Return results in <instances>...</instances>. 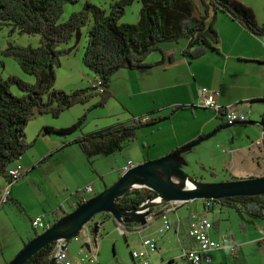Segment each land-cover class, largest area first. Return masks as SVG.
Returning a JSON list of instances; mask_svg holds the SVG:
<instances>
[{
	"label": "crops",
	"instance_id": "crops-1",
	"mask_svg": "<svg viewBox=\"0 0 264 264\" xmlns=\"http://www.w3.org/2000/svg\"><path fill=\"white\" fill-rule=\"evenodd\" d=\"M203 1L206 4L209 3V0ZM240 1L252 7L258 21L264 24V0ZM215 27L220 35V43L217 46L219 51L211 50L200 58L192 59L183 54L188 46V39L167 42L163 45L164 51L156 50L149 54L147 62L155 65L119 70L118 77L122 84L116 88L112 87L114 91L112 99L117 101L120 109L99 113L100 120L107 118L108 121L105 122H112L110 125H113L118 122L131 123L135 118L147 120L158 115H169L158 124L140 128H148V130L140 132L141 144L137 147L140 157L135 158V161L130 159L134 164L160 159L182 149L178 158H182L181 167L183 169L190 166L194 171L197 168L206 169L205 164L207 163L204 159L211 158H199L198 156H202L206 147L210 145L201 146L198 155L189 152L191 149H197L196 145V147H186L200 137H206L216 131L215 140L219 142V145H223L221 150H224L225 147L231 148V150H224L229 152L226 153L227 158L224 162L228 174L224 176V179H221L222 181L264 176V147L253 144L264 132V35L255 34L246 24L233 19L224 12L218 14ZM70 54L66 56H70ZM81 69L83 75L87 76L90 82L98 77L86 66H81ZM201 87L216 90L218 92L216 100L220 106L231 107L238 113H248L250 124H240L244 125L243 128H231L225 131L222 128L228 123L225 112L197 106ZM56 119L51 114H44L37 116L29 123L26 132L28 140L33 142V146L19 160L12 163V165L22 164L26 173L13 185L10 201L0 209V219L12 211L14 207L12 202L22 204L25 199L34 197L37 200L45 197L46 199L44 198L42 202L48 204V207L42 208L40 211L33 210L30 215L32 221L38 216L46 215H54V221H56L70 213L69 208L75 209V203L86 186L92 185L93 193L97 195L117 182L109 183V173L102 171L97 165L96 161L98 160L96 159L99 158L93 159L92 163L95 165L92 171L93 175L89 177V182L84 187H78V190L75 191L67 178L63 180L65 172L71 167L89 170L88 165L91 162L88 158H64L59 155L66 149V143L70 141L69 136L63 137L56 133L44 132V128L47 126L55 128L69 126ZM106 124L109 123L98 122L96 128L110 126ZM224 138L225 141L231 138V142L225 144ZM239 150L241 157L239 155V158H229V155L237 154ZM249 159L253 161L252 165L254 163L257 165L256 168L250 167ZM212 166L208 168L216 170ZM54 170L60 172L64 188L62 190L58 188L56 191L52 189L51 193L47 195L44 185H49L51 173ZM194 171L186 172L193 176ZM234 172L240 175H232ZM202 180L213 181L211 179ZM5 182L4 179L0 180V185L4 186ZM54 187L56 188L55 184ZM28 189L31 191L33 189V195H28ZM187 204L189 203H179L175 205V208L171 204L172 209L165 210L166 212L162 215L157 214L163 211V208H157L156 214L146 227H142L140 223L136 222L123 224L125 232L135 237L133 241H131L132 237L127 238L129 245L133 246L131 254L134 251L145 250V239L154 238L158 249L150 253V264H162L166 260H171V258L165 259L163 249L167 233L157 236L159 229L165 225L166 220H169L175 227L176 235L179 238L181 252L176 256L179 257L185 249L195 245L188 234L189 219L195 212L204 213L213 222L211 236L214 240L223 242L225 238H228L236 244V251L229 247L211 251L212 262L203 264H250L253 254L251 249L257 248L264 252L262 244L264 217L255 218L248 214H240L234 208L214 202L209 208H206L203 200L202 209L191 210L184 217H179L175 221L167 216L169 212L178 213L179 209H183ZM217 209H220V214L217 213ZM108 219L113 218L108 217ZM185 219L187 221L184 224ZM155 221H161V224L152 231L151 228ZM107 225V222L103 223L100 237L105 229L106 235ZM116 226L118 230L122 229L118 224ZM96 237V235H92L93 240ZM100 237L102 248L103 242ZM21 242V248H24L29 241L22 239ZM67 250L71 256L80 259L73 250ZM4 264H7V261ZM184 264L189 263L184 262Z\"/></svg>",
	"mask_w": 264,
	"mask_h": 264
},
{
	"label": "trees",
	"instance_id": "trees-1",
	"mask_svg": "<svg viewBox=\"0 0 264 264\" xmlns=\"http://www.w3.org/2000/svg\"><path fill=\"white\" fill-rule=\"evenodd\" d=\"M79 1L0 0V26H12L11 33L17 31L41 36L39 46L11 43L3 50L4 55L17 58L22 69L34 75L36 81L30 83L16 75L5 78L0 72V177H5L8 167L33 146L26 129L37 116L51 114L58 118L64 111L77 104H86L96 95L101 99L88 111L105 106L114 97L111 84L115 73L123 68L155 65L148 63L147 58L153 51H164L166 42L188 39L183 54L192 59L211 50L219 51L220 35L215 27L219 13H227L246 24L255 34L264 35V24L258 21L254 9L240 0H209L208 4L203 0H138L142 9L137 23H120L126 7L136 0H113L110 13L89 1L84 9L73 12L66 21L60 22L64 3ZM90 18L92 25L88 30L83 63L103 80L105 91L100 93L93 87L71 91L58 89L56 69L61 66L63 56L72 53L79 42L72 48H63L62 45L70 43L75 35L80 37ZM13 86L24 94H15ZM86 117L87 114L68 127L47 126L44 132L68 135L82 128ZM168 117L158 115L147 120L135 118L131 123L118 122L79 135L69 143H78L92 163L95 156L122 150L126 142L135 139L138 129L158 124ZM156 195L157 192L149 188L136 189L120 199L121 206L130 210ZM213 202L234 208L240 214L264 217V195L228 197ZM105 214L113 218L110 213ZM54 246L55 243L44 247L25 264H50Z\"/></svg>",
	"mask_w": 264,
	"mask_h": 264
},
{
	"label": "rangeland",
	"instance_id": "rangeland-1",
	"mask_svg": "<svg viewBox=\"0 0 264 264\" xmlns=\"http://www.w3.org/2000/svg\"><path fill=\"white\" fill-rule=\"evenodd\" d=\"M89 1L99 6H102L103 8L107 10L108 13H110L112 10L113 0H81L77 3L65 2L64 3V14L60 22L66 21L73 12L81 11L82 9H84L85 4ZM141 9H142V3L136 0L133 4L126 7V12L121 17L120 23L139 22L140 17H141ZM91 25H92V19L90 18V20L88 21V24L82 28V34L80 37H77V35H75L73 40L70 43H66L62 45L63 48L64 47L72 48L75 46L77 42H79L77 47L72 50V53L70 54V56H63L61 66H59L56 69L57 70L56 88L64 89L66 91H71L76 88L91 87V82L89 81V78L83 75L82 69H81V66L83 67L85 66L83 63V55H84L85 48L88 43V30L91 27ZM11 29H12V26H9V25L0 26V46H1L0 48V72L5 78L9 77L10 75H16L30 83H35L36 77L34 75L26 73L20 66L17 58L13 56L4 55L3 50L7 48L8 45L11 43L16 44V45H23V46H28V45L39 46L41 43V36L39 34H20L17 31L14 33H11ZM184 40L186 39L185 38L181 39V41H184ZM119 72L120 71L116 72L115 75L113 76L111 87L116 88L122 84L121 80L118 77ZM12 91L17 95L24 94V92L20 90L17 86H13ZM100 99H101V96L96 95L95 97L91 99L90 102L86 104H77L73 106L72 109H68L64 111L60 115V117H58L56 120L62 121L63 123H67L69 126L74 125L75 123H78L81 117L86 114H87V117L85 121L83 122L82 128L68 135H60V136H63V137L69 136L70 138L69 142H71L74 140L73 137H77L82 134L93 132L95 129H97L96 124L98 122L109 123L106 125H110V123L112 122H105V121H108L107 118H104L103 120H100L98 118V116L100 115L99 113L112 112L118 108L120 109V106L117 103V101L112 99L108 102V105L106 104L105 106L95 107V108H92L90 111H88L91 108V106L94 105L96 102H99ZM109 121H112V120H109ZM243 126L244 125H240V124H236L231 127L225 125L224 130L226 131L227 129H231V128H241V127L243 128ZM142 130H148V128L137 130L135 139L126 142L123 145L122 150L116 151L110 155H98V156L93 157V159L99 158V159H96L98 160L96 161L98 167L102 171L109 173V180H110L109 183L110 184L120 179L121 177L120 175L123 174L122 169L124 170L123 167L129 164L130 159H133L135 161V158L140 157V155H138L137 153V147L139 144H141L140 132ZM137 136H138V139H136ZM216 136L217 135L208 138V135H207V138H205L201 143L196 145L197 147L195 146L197 149H191L189 151L190 153L198 155L199 154L198 150L201 148V146L205 147L207 145H210L206 147L205 152H203L202 156H198L199 158H211V159H204L205 163H207L205 164V166L207 167L206 169L197 168L196 171H194L191 166L184 167L186 169V170L184 169L185 171H189L191 173L194 171L195 174L193 175V177L199 180L200 182H204V183L219 182V181H222L221 179H224V176L228 174L227 166L224 165V162H225V158H227L226 153H229V152H225V151L226 149L231 150V148L225 147L224 148L225 151L221 150V147H223V145L222 146L219 145V142L215 140ZM224 141H225V138L223 139V142ZM69 142L66 143V146H65L66 149H64V151H62L59 154L61 157L88 158L78 143L76 142L69 143ZM230 142H231V138L225 141L224 143L228 144ZM238 146H239V143H238ZM239 155L241 157L240 150L238 151L237 154H232V156L229 155V158H239ZM248 161L250 163V167L252 166L254 168L257 167L255 163L254 165H252L253 163L252 160L249 159ZM211 165H213L212 167L215 168L216 170H211L210 168H208ZM93 168H95L94 163H90L88 165L89 170H86L83 168L71 167V169L65 172L63 176V180H66L67 178L72 189L77 191L78 187L82 188L89 182V177L93 175L92 174ZM232 175L235 176V175H240V174H237V172H234ZM118 176L119 178H116ZM261 177H264V176H261ZM2 179L3 178H0V180ZM202 179H208V180L211 179L213 181H206ZM50 180L51 182H49V185L47 186L44 185L45 189L47 190V195L51 193L52 189L56 191V189L58 188H60L61 190L64 188V186L62 185L63 181L61 179V175L58 170L52 171ZM177 180L179 183L184 184V181L182 179H177ZM54 184L56 188L54 187ZM33 192H34L33 189L32 191L31 189H28L29 196L33 195ZM93 195L94 193L89 194L88 197L92 198L96 196V194L94 196ZM44 198L45 197L38 198L37 200L34 197L30 199H25V202H22V204L12 202L11 204H14L12 211L3 215V217L0 219V264H4L5 261H7V264H8L14 257H16L19 254V252L23 249L21 248L22 239L24 241L30 242L33 238H35L37 234H41L44 232L43 230L37 229L33 226V221L30 216L33 210L40 211L42 208L48 207V204L42 202ZM188 203L189 204L185 205L183 209H179L180 211H178V213L172 214L169 212L167 216H169L170 219L175 221L179 217H184V215L188 214L189 211L191 210L197 211L198 209H202V199H198L196 201H189ZM69 210L72 212L73 211L72 207L69 208ZM232 212H235V211L232 210ZM217 213L220 214V209H217ZM43 217L47 221H50L53 224L55 223L54 215H51V216L46 215ZM186 221L187 219H185L184 224L186 223ZM105 222H107L108 225L106 227L107 228L106 235H105V232H106V229H105L104 233L100 237L101 241L103 242L102 248L100 249L101 253H99L98 255V261H100V264H143L139 260L135 262L131 254L133 250V246H130L127 241V238L130 239V237H132L131 241H133L135 237L130 236L129 233L124 232L122 229L118 230L115 224V221L113 219L107 218ZM160 224H161V221H155L151 228L152 231L158 228ZM172 227H173V224H172ZM175 230H176L175 227H173L171 230H168L167 232H165L167 233L166 244L163 247L164 252H165V259H168V258L174 259L181 252L179 238H178V235H176ZM165 233L159 232L157 236L164 235ZM29 242H27V244ZM84 242H85L84 237H80V239H73L69 243L68 249L70 251L73 250L74 253H77L81 259H88V252L83 247ZM251 250L253 254L251 255L252 263L250 264H264L263 250L260 251L257 248L256 249L253 248ZM95 264H98V263H95ZM180 264H184V263L180 262Z\"/></svg>",
	"mask_w": 264,
	"mask_h": 264
},
{
	"label": "water",
	"instance_id": "water-1",
	"mask_svg": "<svg viewBox=\"0 0 264 264\" xmlns=\"http://www.w3.org/2000/svg\"><path fill=\"white\" fill-rule=\"evenodd\" d=\"M236 124L248 125L250 122H238L233 125ZM227 126H231V124H227ZM216 133L215 131L209 134L208 138L214 136ZM205 138L207 136L200 137L186 148L201 143ZM181 150L160 159L135 164L129 170L123 172L115 184L90 198L74 211L63 216L48 230L35 236L8 264H25L44 247L60 239H65L69 244L78 236L84 226L101 213H110L116 224L124 229L123 224L125 223L136 222L142 225L146 224L149 221L148 217L151 216L153 208L160 206L161 202L156 201L157 198H161V201L182 204L198 199L219 200L228 197L264 195V177L202 182L204 184L202 188H186L185 183L189 178L194 177L181 167L182 158H178ZM138 177H141V181L144 184L134 186V180ZM177 179H182L184 184L179 183ZM140 188L154 190L157 192V195L147 199L133 209L122 208L120 199L129 192ZM145 204H148L147 208H144ZM162 214L163 212H160L157 215ZM103 223L104 221L95 223L93 229L94 235L98 236L100 234ZM86 245L87 247L89 246L88 244ZM55 262L56 259L52 258L50 264H55Z\"/></svg>",
	"mask_w": 264,
	"mask_h": 264
},
{
	"label": "built area",
	"instance_id": "built-area-1",
	"mask_svg": "<svg viewBox=\"0 0 264 264\" xmlns=\"http://www.w3.org/2000/svg\"><path fill=\"white\" fill-rule=\"evenodd\" d=\"M91 87L95 88L97 92L103 93L105 91V87L103 84V80L100 77H97L94 81L91 82ZM217 91L210 89L208 87H201L199 89V101L197 106L202 108L214 109L217 112L222 111L227 114L228 123L233 125L238 122L248 121V113H238L233 110L231 107H222L218 104L216 100ZM256 146L264 147V132L262 135L253 142ZM135 164L129 162L128 165L124 167L123 172L129 170ZM26 173V170L22 164L11 165L8 167L6 176H2L6 182L4 186L0 185V208L4 206L6 203L10 201L12 187L13 185L21 179V177ZM94 192V188L92 185H88L85 187L84 191L80 195V198L75 203V208L80 206L81 204L87 202L89 200L88 195ZM205 207L209 208L213 200L204 199ZM160 206L157 208H163L165 210L170 211L171 204L174 206L177 203H170L167 201L160 200ZM173 208V209H174ZM156 209V208H155ZM160 213V212H159ZM104 214V213H103ZM155 211L148 217V220L153 219L155 215ZM106 218L93 219L90 223H88L77 237L74 239H80V237H84L85 242L83 247L88 252V259H76L71 256L68 252L69 244L65 239H60L55 242V246L53 252L51 254V259H56V264H95L98 263V255L100 253V240L99 235L95 240L92 239L93 229L96 222H105ZM53 225L52 222L47 221L43 216H38L33 220V226L37 229H41L43 231L48 230ZM172 228V224L169 220L165 221V225L159 229L160 233H165ZM213 228V222L202 212H195L191 215L188 224V234L193 243L195 244L193 247L185 249L179 257H176L171 260H166L162 264H180V262H187L189 264H203V263H211L212 256L210 254L213 250H219L223 248H232L236 251V244L231 242L228 238H225L223 242L216 241L211 236V230ZM123 230V229H122ZM125 231V230H123ZM264 234V229H262ZM88 244L89 248L87 247ZM262 244L264 248V237L262 239ZM144 246H146L145 250L134 251L132 256L134 260L137 262L141 261L143 264H150V253L155 252L158 249L157 242L154 238H147L144 241Z\"/></svg>",
	"mask_w": 264,
	"mask_h": 264
},
{
	"label": "bare ground",
	"instance_id": "bare-ground-1",
	"mask_svg": "<svg viewBox=\"0 0 264 264\" xmlns=\"http://www.w3.org/2000/svg\"><path fill=\"white\" fill-rule=\"evenodd\" d=\"M144 183L141 181V177H138L136 180H134V186H141ZM186 188L188 189H199L204 187V184L194 178H189L188 181L185 183ZM161 198H157L156 201H160ZM148 204L144 205V208H147Z\"/></svg>",
	"mask_w": 264,
	"mask_h": 264
},
{
	"label": "flooded vegetation",
	"instance_id": "flooded-vegetation-1",
	"mask_svg": "<svg viewBox=\"0 0 264 264\" xmlns=\"http://www.w3.org/2000/svg\"><path fill=\"white\" fill-rule=\"evenodd\" d=\"M104 217L108 218V216H107L106 214L101 213V214H98V215L95 217V219H100V218H104ZM126 224H127V223H126Z\"/></svg>",
	"mask_w": 264,
	"mask_h": 264
},
{
	"label": "clouds",
	"instance_id": "clouds-1",
	"mask_svg": "<svg viewBox=\"0 0 264 264\" xmlns=\"http://www.w3.org/2000/svg\"><path fill=\"white\" fill-rule=\"evenodd\" d=\"M90 198V197H89ZM204 200V199H203ZM79 207V206H78ZM77 208V207H76ZM75 208V209H76ZM156 209L155 208H153V210H152V213L155 211ZM105 214V213H104ZM148 222H150V220L148 221ZM141 225V224H140ZM124 230V229H123ZM125 232V231H124Z\"/></svg>",
	"mask_w": 264,
	"mask_h": 264
}]
</instances>
